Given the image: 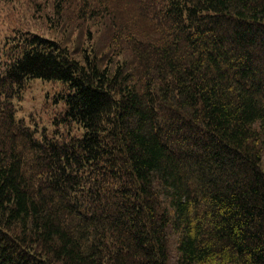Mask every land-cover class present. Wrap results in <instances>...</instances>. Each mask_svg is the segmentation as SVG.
Returning a JSON list of instances; mask_svg holds the SVG:
<instances>
[{"label": "trees", "instance_id": "16d2710c", "mask_svg": "<svg viewBox=\"0 0 264 264\" xmlns=\"http://www.w3.org/2000/svg\"><path fill=\"white\" fill-rule=\"evenodd\" d=\"M0 264H264V0H0Z\"/></svg>", "mask_w": 264, "mask_h": 264}, {"label": "rangeland", "instance_id": "374dc122", "mask_svg": "<svg viewBox=\"0 0 264 264\" xmlns=\"http://www.w3.org/2000/svg\"><path fill=\"white\" fill-rule=\"evenodd\" d=\"M51 14L50 10L39 7L37 18ZM58 83H45L41 80L32 81L20 101L15 100L16 117L25 122V126L37 130L45 129L48 126V115H53L59 110L56 105V98L60 95L64 87ZM66 91V89H65ZM85 131L79 132V138H83ZM39 138L40 136L37 135Z\"/></svg>", "mask_w": 264, "mask_h": 264}]
</instances>
